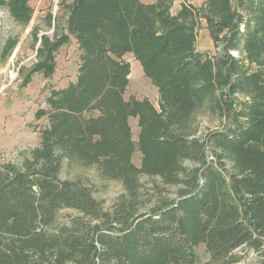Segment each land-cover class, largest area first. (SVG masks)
Segmentation results:
<instances>
[{
    "label": "trees",
    "instance_id": "1",
    "mask_svg": "<svg viewBox=\"0 0 264 264\" xmlns=\"http://www.w3.org/2000/svg\"><path fill=\"white\" fill-rule=\"evenodd\" d=\"M59 2L66 30L41 37L24 82L35 73L52 77L56 52L71 38L78 72L36 111L48 121L40 146L22 165L0 163V264H196L202 243L210 260L201 264H239L250 251L253 264H264V0L183 1L175 13L174 0ZM0 6L17 22L34 13L30 0ZM201 20L213 54L198 49ZM18 42L7 37L3 59ZM128 53L157 88L159 108L125 98ZM204 102L225 123L196 136ZM65 158L122 182L112 209L86 184L61 178ZM142 174L178 186L176 197L160 193L148 205ZM63 208L81 215L59 225Z\"/></svg>",
    "mask_w": 264,
    "mask_h": 264
},
{
    "label": "rangeland",
    "instance_id": "2",
    "mask_svg": "<svg viewBox=\"0 0 264 264\" xmlns=\"http://www.w3.org/2000/svg\"><path fill=\"white\" fill-rule=\"evenodd\" d=\"M146 1V0H145ZM152 1V0H147ZM183 1L201 5L205 0H174L172 11L175 13ZM34 13L29 21L17 22L5 7L0 6V163L13 162L22 165L31 151L41 144V129L48 126L45 117L36 118L39 108H47L46 98L53 88L66 86L74 81L80 63V50L74 38L62 45L56 52V71L50 78L39 73L32 76L25 84L24 80L32 66L38 61V49L41 37H54L66 30L68 10L59 0H30ZM51 22V25H50ZM9 36L18 37V44L12 54L2 58V47ZM197 46L202 52L215 53L212 38L206 22L201 20L197 27ZM125 58L132 63L130 83L125 92V98L132 96L148 98L159 108L160 96L154 84L143 74L142 66L132 54ZM225 123L209 102H204L196 110L193 120V130L196 136L203 135L210 130L221 128ZM130 124L133 138L137 142L139 126L138 118L131 117ZM136 165L141 163L139 150L133 155ZM61 178L80 181L89 186L94 196L102 202L105 209H112L125 189L121 181L103 179L95 167L83 166L76 161L65 158L62 162ZM142 198L151 205L159 198V194L176 197L178 186L162 182L159 176L140 175ZM151 200L152 202H149ZM81 213L73 208H63L58 212V224H69L75 216ZM198 260L196 264L208 262L210 254L202 243L197 247ZM241 252V251H240ZM242 253V252H241ZM257 260V253L250 251L239 264H253ZM215 264V263H213Z\"/></svg>",
    "mask_w": 264,
    "mask_h": 264
},
{
    "label": "built area",
    "instance_id": "3",
    "mask_svg": "<svg viewBox=\"0 0 264 264\" xmlns=\"http://www.w3.org/2000/svg\"><path fill=\"white\" fill-rule=\"evenodd\" d=\"M232 54L233 55H237L238 53L236 51H232Z\"/></svg>",
    "mask_w": 264,
    "mask_h": 264
},
{
    "label": "crops",
    "instance_id": "4",
    "mask_svg": "<svg viewBox=\"0 0 264 264\" xmlns=\"http://www.w3.org/2000/svg\"><path fill=\"white\" fill-rule=\"evenodd\" d=\"M147 1V0H146ZM129 54H132V53H129ZM132 56H133V54H132ZM134 57V56H133ZM131 66H132V63H131ZM143 74H144V72H143ZM131 75V74H130ZM157 89V88H156ZM158 91V90H157Z\"/></svg>",
    "mask_w": 264,
    "mask_h": 264
}]
</instances>
